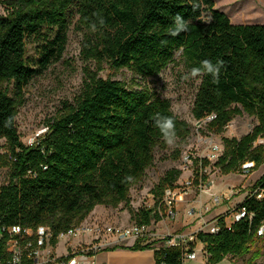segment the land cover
<instances>
[{
    "label": "trees",
    "instance_id": "obj_1",
    "mask_svg": "<svg viewBox=\"0 0 264 264\" xmlns=\"http://www.w3.org/2000/svg\"><path fill=\"white\" fill-rule=\"evenodd\" d=\"M7 15H0V167L8 168V181L0 186V228L35 231L48 227L51 245L57 236L80 226L97 206L124 204L135 225L150 226L161 217L158 209L167 189H173L180 171L172 170L153 189L156 213L130 208L129 191L140 183L154 162L157 148L167 141L154 126L156 114L171 117L178 154L190 136L187 123L176 117L170 103L148 89H131L124 83L102 79L103 65L127 70L142 79L158 76L179 54L187 70L202 69V61H223L217 79L201 72L191 114L201 121L213 116L206 127L222 133L236 117L257 120L252 132L240 140L225 139V149L215 166L228 174L250 161L264 165V25L232 24L214 8L213 0H5ZM188 22V30L171 35L174 18ZM76 17L87 31L83 56L96 65L85 71L81 95L73 105L47 123L46 133L31 145L20 140L15 120L25 102V92L37 73L28 63L27 45L38 49L40 70L59 59L66 44V29ZM11 88V91H10ZM11 92V94H10ZM195 177L207 159H193ZM206 179V176L203 177ZM264 174L236 206L245 217L229 227L225 216L216 221L215 233L197 232L207 264L225 257L241 264H264ZM256 191L255 194H253ZM252 193V194H251ZM0 239V260L6 242ZM189 252H192L193 247ZM123 248L116 245L103 251ZM154 249L136 241L130 250ZM180 247L154 249L156 264H183ZM64 261L66 259H63Z\"/></svg>",
    "mask_w": 264,
    "mask_h": 264
},
{
    "label": "rangeland",
    "instance_id": "obj_2",
    "mask_svg": "<svg viewBox=\"0 0 264 264\" xmlns=\"http://www.w3.org/2000/svg\"><path fill=\"white\" fill-rule=\"evenodd\" d=\"M213 1L215 10L224 13L232 24L264 25V0ZM0 15H7L6 8L1 3ZM86 34L87 31L78 24L77 18L73 17L66 29V44L63 54L44 70H40L39 64H37L39 50L35 48V45H27L28 63L33 65V69L37 73L26 89L25 102L18 109L15 120L20 140L24 145H31L42 137L47 131V123L62 113L65 104L73 105L75 103L83 90L85 71H97L96 65L83 56V42ZM191 72L180 62L179 54L175 56L174 63L154 78L142 79L127 70L114 71L107 65H103V69L99 72V77L102 79L120 81L131 89H148L160 98L167 100L170 103L172 113L187 123L190 130L188 141L181 147L179 154L176 152L178 150L176 141L171 144L167 143L165 148L155 150L152 166L145 171L140 183L133 185L129 191V204L134 213L142 209H152L156 213L158 203L154 198L153 189L167 172L180 171L181 174L175 185L178 190H183L185 181L190 179L192 174L194 175L193 159H207L208 150L212 144L220 146V157L225 149V139L240 140L250 134L257 125L255 118L243 114L234 118L222 133H216L207 129L208 117L201 121L194 120L191 110L200 79L199 75L193 77ZM258 146H264V138L259 137L253 143V147ZM4 153L5 145L3 141H0V154ZM215 162L216 160L211 161L210 166L207 168V178L213 181L212 188L202 195L203 203L208 204L210 207H214L211 201L212 197L221 196L223 193L229 194L232 192L231 200L224 201L219 207L226 206L232 200H236V202L241 200V197L238 196L248 194L254 181H257L264 174V165L253 170L246 178L241 175L240 169L224 174L214 165ZM8 173V168L0 167V186L7 183ZM240 189L242 192H238ZM198 197V192L190 191L183 196L182 201L173 206L174 211L177 212L175 220H167L165 217L160 220L154 218L149 230L152 233L158 231L162 233H164L163 231H175L178 234L185 233L188 234L187 238L193 236L189 233L196 230L197 224L188 223L201 220L197 216L190 218L189 212L194 209L199 214L200 210L197 205L185 206V203L195 202ZM98 211L102 218H86L82 225H89L94 221L116 228H127L135 225L124 204H119L116 208L102 206ZM164 211H166V208H162V212ZM204 213L208 212H203L202 217H204ZM231 219L233 220V216ZM203 221L207 227L202 226L201 228V226H198L197 232L210 233L211 226H215L216 223L211 225L212 221L210 219ZM201 224L199 223V225ZM161 242L163 243L162 239H156L144 241L143 243L153 245V247L159 245L158 248H162V245L159 244ZM189 243H192L190 248H197L196 253L199 256L202 244L196 239H194V243L191 241ZM123 244L119 243L117 245L122 246ZM64 245L65 241L60 240L56 249V254L60 257L65 255V253L61 254ZM67 249L70 253L71 248L68 247Z\"/></svg>",
    "mask_w": 264,
    "mask_h": 264
},
{
    "label": "built area",
    "instance_id": "obj_3",
    "mask_svg": "<svg viewBox=\"0 0 264 264\" xmlns=\"http://www.w3.org/2000/svg\"><path fill=\"white\" fill-rule=\"evenodd\" d=\"M209 121L213 119V116H209ZM221 148L219 145H211L208 150L209 162L215 161L219 157ZM190 158V157H189ZM255 169V164L250 161L244 162L240 166L241 175L246 178ZM206 176V179L203 177ZM213 181L207 178V168L202 169L199 167L198 176L195 177L192 174L190 179H187L183 185V190H178L175 187L173 189H167L164 193V197L161 202V209H158L159 216L165 217L167 220H175L177 212L174 211L173 206L183 200V196L187 195L190 191L194 190L199 195L205 193L212 186ZM256 191L253 193L255 194ZM249 194V193H248ZM246 194V196L248 195ZM252 194V193H251ZM264 191L260 190L257 195V199L262 198ZM231 193H223L221 196L212 197V204L214 207L221 205L224 201H230ZM162 208H166V211L162 212ZM236 208V207H235ZM234 210L233 223L239 221L245 217L244 209ZM208 212V210H205ZM193 215L189 212V216ZM202 223L200 226L207 227L202 219V215L199 216ZM262 228V227H261ZM201 231V230H200ZM211 233L217 231V226H213ZM6 233L9 236L6 242V253L8 257L5 260H0V264H100L95 260V256L99 251L106 248L116 246L119 243H125L127 241H152L155 237L149 230V226L134 225L127 228H116L113 226L105 225L99 221H94L89 225H80L76 228L69 229L67 232L60 233L57 236V241H65L68 244L70 241L82 237L85 241L83 245L79 244L74 248H71L70 253L68 249L65 252L64 257H60L56 254L55 247L51 245L52 233L48 227H38L35 231L30 229H20L18 227L0 228V239ZM259 235L263 236L262 229L259 230ZM193 236H187L177 233H167L161 239L163 240V247H180L184 251L183 264L185 261L193 259L194 253L189 252V242L193 239ZM113 245V246H110ZM63 259H66L65 261Z\"/></svg>",
    "mask_w": 264,
    "mask_h": 264
},
{
    "label": "crops",
    "instance_id": "obj_4",
    "mask_svg": "<svg viewBox=\"0 0 264 264\" xmlns=\"http://www.w3.org/2000/svg\"><path fill=\"white\" fill-rule=\"evenodd\" d=\"M259 179V178H258ZM257 179V180H258ZM256 182V180L254 181V183ZM253 183V184H254ZM251 186V185H250ZM212 188V186L210 187V189ZM209 189V190H210ZM208 190V191H209ZM208 191H206L205 193H207ZM238 192H242V190L240 189ZM202 193L201 195H199L198 200H196L195 202H186L185 206H192V205H197L200 213L198 214V212L196 213V211H194V209H191L190 212L193 213V215L189 216L190 218H194L195 216L199 217L203 212H205V210H208V213H204V217H202L203 220H207L210 219L211 225L216 223L217 218L219 216H225V223L226 225L229 227L230 225L233 224V220L231 219L233 215V213H231L234 210V207L237 206L238 204H240L244 198L246 197V194H241L238 197H241V200L237 201L236 200H232L231 202H229L226 206H216V207H210L208 204L203 203L202 201V195L205 194ZM244 193V192H243ZM213 205V204H212ZM214 206V205H213ZM102 207V206H97L93 212L88 216V219H100L102 218L100 216V213L98 211V209ZM195 212V213H194ZM231 213V214H230ZM105 220V219H104ZM201 221H191L188 224H192V225H196L197 224V228ZM214 226V225H213ZM211 226V229L212 227ZM194 230L193 232L189 233L194 235V233L197 232V229ZM210 229V231H211ZM264 232V225L261 228ZM170 230V229H169ZM164 233H162L161 231L159 232H153L152 234L154 235V239L153 240H158L161 239L164 235H166L167 233H175V231H163ZM212 232V231H211ZM210 232V233H211ZM178 234V233H177ZM181 235H185L187 236L188 234L185 233H179ZM264 237V235H263ZM72 242V243H70ZM68 244L64 245V249H63V253L66 252L67 248H74L77 245L81 244V243H85L84 239L82 237H79L77 239H74L72 241H70ZM191 242L194 243V238L191 240ZM135 242L133 241H127L125 242L122 247L123 248H118L115 250H108V251H99L96 256H95V260L100 263V264H156L155 262V257H154V249H158V246L153 247L154 249H146V250H130V248L134 245ZM59 244V242H58ZM55 247V251L58 247ZM162 245L163 247V243H159ZM197 248H193L192 252L194 253V257L193 259L187 260L185 261L184 264H207V254L204 251V245L202 244V249L200 252V255L198 256L196 253ZM218 264H241L239 261H235L233 259H231V257H225L220 263Z\"/></svg>",
    "mask_w": 264,
    "mask_h": 264
},
{
    "label": "clouds",
    "instance_id": "obj_5",
    "mask_svg": "<svg viewBox=\"0 0 264 264\" xmlns=\"http://www.w3.org/2000/svg\"><path fill=\"white\" fill-rule=\"evenodd\" d=\"M175 28L172 31L171 35H178L181 31L188 30V22L183 19V17L177 15L174 18ZM223 65V61L218 60L215 64H213L209 60L202 61V69L201 68H193L191 75L193 77L201 74L202 70L206 74H210L213 79H217L219 73L221 71V67ZM154 126L157 127L167 143H173V138L175 136V124L171 117L161 116L156 114L154 119Z\"/></svg>",
    "mask_w": 264,
    "mask_h": 264
}]
</instances>
